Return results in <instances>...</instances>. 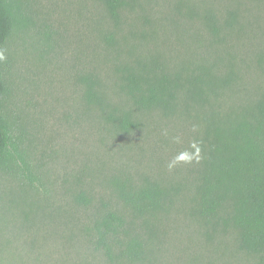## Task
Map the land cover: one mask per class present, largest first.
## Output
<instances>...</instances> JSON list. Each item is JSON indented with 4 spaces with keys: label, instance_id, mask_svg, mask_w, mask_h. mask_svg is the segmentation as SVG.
<instances>
[{
    "label": "rangeland",
    "instance_id": "rangeland-1",
    "mask_svg": "<svg viewBox=\"0 0 264 264\" xmlns=\"http://www.w3.org/2000/svg\"><path fill=\"white\" fill-rule=\"evenodd\" d=\"M17 1L24 23L0 48L14 141L10 167H0V264H264V252L198 213L209 103L184 90L166 113L139 107L124 88L128 71L203 73L217 77V109L260 98L264 0H122L117 16L105 0ZM91 81L101 103L87 97ZM112 114H129L134 127ZM123 183L157 184L167 197L136 214ZM106 210L125 219L122 245L140 243L135 259L112 261L97 246L92 220Z\"/></svg>",
    "mask_w": 264,
    "mask_h": 264
},
{
    "label": "trees",
    "instance_id": "trees-1",
    "mask_svg": "<svg viewBox=\"0 0 264 264\" xmlns=\"http://www.w3.org/2000/svg\"><path fill=\"white\" fill-rule=\"evenodd\" d=\"M105 2L110 13L117 16L122 0ZM18 10L17 0H0V48L24 23ZM210 19L212 29L217 31L216 21L212 17ZM216 79L217 77L203 73L195 74L193 80H185L180 72L150 74L128 71L124 88L139 107L162 109L166 113L175 111L179 93L184 90L195 102H200L201 106L209 103V109L204 115L206 127L203 147L207 152L198 188V213L215 230H235L244 250L263 253L264 94L251 102L242 98L239 102L233 101L231 105H224V108L218 106L220 109H217L209 101L210 92H213L216 100L221 96L219 91H214ZM222 80L224 84L232 82L229 77ZM202 89L208 98L201 100L199 96ZM7 91L8 85L0 61L1 168L10 167L14 158L10 123L3 111ZM87 97L91 101L102 102L95 89V81L89 82ZM110 118L125 130L134 127V121L129 114L120 117L112 114ZM119 186L122 198L136 214L155 209L167 197L166 189L157 184L146 185L138 190L128 189L125 183ZM77 199L85 204L90 202L84 193H80ZM92 223L97 246L112 261L124 257H138V241L130 240L125 245L120 241V231L125 224L123 215L106 210L100 212Z\"/></svg>",
    "mask_w": 264,
    "mask_h": 264
}]
</instances>
